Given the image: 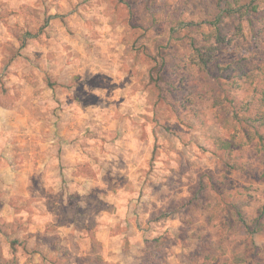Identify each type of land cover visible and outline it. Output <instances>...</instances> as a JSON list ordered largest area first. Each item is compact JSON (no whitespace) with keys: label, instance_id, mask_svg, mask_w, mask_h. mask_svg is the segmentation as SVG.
I'll return each mask as SVG.
<instances>
[{"label":"rangeland","instance_id":"obj_1","mask_svg":"<svg viewBox=\"0 0 264 264\" xmlns=\"http://www.w3.org/2000/svg\"><path fill=\"white\" fill-rule=\"evenodd\" d=\"M221 2L0 0V264H264V0L201 69Z\"/></svg>","mask_w":264,"mask_h":264},{"label":"trees","instance_id":"obj_2","mask_svg":"<svg viewBox=\"0 0 264 264\" xmlns=\"http://www.w3.org/2000/svg\"><path fill=\"white\" fill-rule=\"evenodd\" d=\"M259 1L260 0H249L247 3H241V0H222L221 3L223 4V8H221L219 16H217L214 22L211 23L208 34H204L206 36L204 38L205 40H203L201 44H196L194 41L191 42V57H189L190 64L201 69H205L208 62L211 60L213 50H216L215 47L223 43L229 44L233 39V36L230 33L225 35L222 34V28L220 25L222 24L223 19L234 17L239 21V23H241V21H243L246 17L254 15L259 11ZM245 75L246 73L244 72L243 74L242 70L238 67L233 74L231 73L230 79L232 80L230 81V84H232L234 88L239 87V85H241L239 83ZM246 78L248 79L249 76L246 75ZM242 83L246 82L243 80ZM263 115L264 112L261 113V116ZM232 145L233 144L230 142L224 143L223 148L227 150ZM263 226L264 219L262 216H259L256 219L255 229L254 231H250V234L257 233L263 228Z\"/></svg>","mask_w":264,"mask_h":264}]
</instances>
